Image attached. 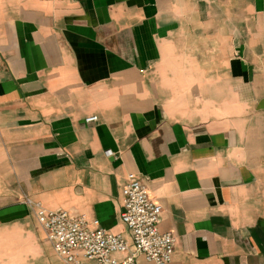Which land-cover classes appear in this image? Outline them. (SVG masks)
I'll return each instance as SVG.
<instances>
[{
  "label": "crops",
  "instance_id": "obj_1",
  "mask_svg": "<svg viewBox=\"0 0 264 264\" xmlns=\"http://www.w3.org/2000/svg\"><path fill=\"white\" fill-rule=\"evenodd\" d=\"M129 172L169 264H264V0H0V264H65L23 194L130 239Z\"/></svg>",
  "mask_w": 264,
  "mask_h": 264
},
{
  "label": "built area",
  "instance_id": "obj_2",
  "mask_svg": "<svg viewBox=\"0 0 264 264\" xmlns=\"http://www.w3.org/2000/svg\"><path fill=\"white\" fill-rule=\"evenodd\" d=\"M84 120L93 122L97 116ZM122 198L120 220L130 239L100 227L97 220L89 221L84 215L47 208L26 194L22 202L34 214L55 255L65 264H134L137 256L154 264H169L175 237L159 230L161 205L149 196L146 185L133 172L126 175Z\"/></svg>",
  "mask_w": 264,
  "mask_h": 264
}]
</instances>
